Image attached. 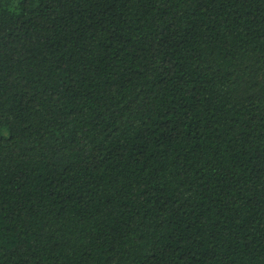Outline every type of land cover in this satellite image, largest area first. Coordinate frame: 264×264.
I'll list each match as a JSON object with an SVG mask.
<instances>
[{"label": "trees", "instance_id": "trees-1", "mask_svg": "<svg viewBox=\"0 0 264 264\" xmlns=\"http://www.w3.org/2000/svg\"><path fill=\"white\" fill-rule=\"evenodd\" d=\"M0 264H264V0H0Z\"/></svg>", "mask_w": 264, "mask_h": 264}]
</instances>
